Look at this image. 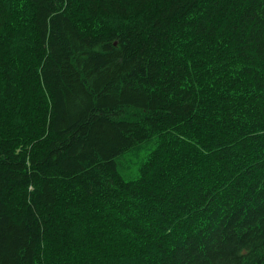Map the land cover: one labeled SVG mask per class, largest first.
Segmentation results:
<instances>
[{"label":"trees","instance_id":"16d2710c","mask_svg":"<svg viewBox=\"0 0 264 264\" xmlns=\"http://www.w3.org/2000/svg\"><path fill=\"white\" fill-rule=\"evenodd\" d=\"M0 264H264V0H0Z\"/></svg>","mask_w":264,"mask_h":264}]
</instances>
